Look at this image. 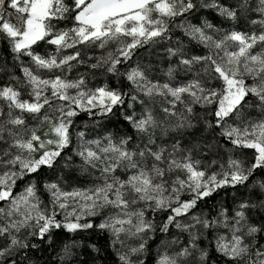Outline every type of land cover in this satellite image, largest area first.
Listing matches in <instances>:
<instances>
[{
    "label": "snow or ice",
    "instance_id": "1",
    "mask_svg": "<svg viewBox=\"0 0 264 264\" xmlns=\"http://www.w3.org/2000/svg\"><path fill=\"white\" fill-rule=\"evenodd\" d=\"M0 264H264V0H0Z\"/></svg>",
    "mask_w": 264,
    "mask_h": 264
}]
</instances>
